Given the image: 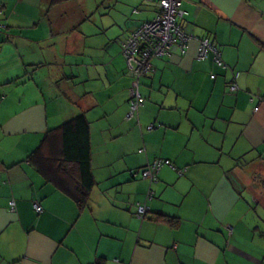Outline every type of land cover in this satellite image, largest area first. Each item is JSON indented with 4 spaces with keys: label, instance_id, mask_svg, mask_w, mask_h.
<instances>
[{
    "label": "crops",
    "instance_id": "1",
    "mask_svg": "<svg viewBox=\"0 0 264 264\" xmlns=\"http://www.w3.org/2000/svg\"><path fill=\"white\" fill-rule=\"evenodd\" d=\"M182 9L193 39L151 60L137 121L125 122L133 77L120 44L153 5L0 0V264H264V0ZM199 38L224 69L197 59ZM80 114L95 182L82 209L27 159ZM156 158L185 171L142 179Z\"/></svg>",
    "mask_w": 264,
    "mask_h": 264
},
{
    "label": "trees",
    "instance_id": "2",
    "mask_svg": "<svg viewBox=\"0 0 264 264\" xmlns=\"http://www.w3.org/2000/svg\"><path fill=\"white\" fill-rule=\"evenodd\" d=\"M141 2L144 3L142 0H141ZM182 2H183V0H181V2H180V10L184 14L181 18L176 19L177 20L176 23H178V24L181 23V25L183 26L184 32L186 33L185 27L187 24V20H186V13L182 9ZM133 12H136V11L133 10ZM156 13H155V15H156ZM2 14H3V12H2V10H0V16ZM152 19L147 20V21H151ZM147 21H144V22H147ZM142 23H140V25ZM0 27H2L1 24H0ZM134 31H132V32H134ZM131 33H129L126 38H128ZM186 35L190 36L187 33H186ZM190 37H191V39H193L192 36H190ZM200 39H203V38L197 39L198 47H199V40ZM206 39H208V38H206ZM186 45H187V43H186ZM120 49H121V45H120ZM197 52H198V50H197ZM120 53H121V50H120ZM174 53H177L179 55H183V54H180L179 50H176V52H172V53L165 55V56L153 57L150 59V62L152 59L171 56V54H174ZM200 61H202V60H200ZM223 65H224V63H223ZM224 68H225V66L221 69H224ZM126 69H127V67H126ZM150 71H151V68L147 73L142 75V77L147 75ZM132 79H133V84H134L136 81L134 78H132ZM137 84L139 87V80L137 81ZM232 85H233V83L228 84V90L229 91H230V86H232ZM234 86H236V85L234 84ZM236 89H237V87H236ZM230 92H235V91H230ZM140 97H141V95H140ZM141 104H142V97H141V102H140L137 110L134 112L133 118L130 120H126L125 117H126V114L129 112V108H130V97L128 94V110H127L123 120L125 122H130V121L136 122L137 121V112H138V109L141 106ZM149 126H152L151 130L147 129ZM154 128H155V126L153 124H150L146 127V131H148V132L152 131ZM90 157H91V149H90V138H89V124H88V121L86 120L85 116L80 114V115L72 118L71 120L61 124L59 127L48 131L45 134L40 145L33 152H31L29 154L27 159H28V163L32 167H34V169L44 177V179L46 180L47 183L52 184V186L56 190H58L59 192H61L64 195H66L71 200H73L78 209H82L87 205L88 199L90 197V193L92 191L93 186L95 185V182H94V179L92 176V172H91V167H90ZM156 159H161V158H156ZM156 159H154V160H156ZM154 160H152L146 166L151 164ZM163 160H167V159H163ZM146 166L140 170H137V172L140 173L141 178H142L141 172L146 168ZM172 171L176 172L179 176H181L184 173L185 169L176 168V170H172ZM137 172L131 171L130 175L133 177V176H135V173H137ZM145 180H147V179H145ZM148 181L155 182L156 176L154 177V181H151V180H148ZM147 198H151V191L150 190H149V193L146 195V199ZM34 203H37L40 206V204L38 202H34ZM34 203H33V206H34ZM138 206H142V205L141 204L137 205L135 215L137 218L143 220L145 218L146 214L142 217H139L138 212H137ZM33 210H34V208H33ZM41 211H42V208H41ZM34 212L36 214L40 213V212H36L35 210H34ZM156 221L164 222V223H171L172 226H174V222H172L171 220L169 221L166 218L161 217V216L156 218Z\"/></svg>",
    "mask_w": 264,
    "mask_h": 264
},
{
    "label": "built area",
    "instance_id": "3",
    "mask_svg": "<svg viewBox=\"0 0 264 264\" xmlns=\"http://www.w3.org/2000/svg\"><path fill=\"white\" fill-rule=\"evenodd\" d=\"M147 5H153L156 9V15L151 21L143 22L128 38L121 42V55L124 58L125 65L135 83L129 89L130 108L125 119L130 120L137 110L141 97L138 91L137 81L142 75L147 73L150 68V59L161 57L179 50L184 54L186 43L191 39L184 32L183 26L176 23V19L183 16L180 10L181 0H142ZM210 55L219 68H223L220 51L216 45L209 39L199 40L197 59L203 60ZM213 78V76H211ZM230 91H236L234 84L230 86ZM256 110V108H255ZM152 129V126L147 128ZM163 167L176 170L169 160L156 159L141 172L143 179L154 181V177ZM11 205H13L11 203ZM36 212L41 211V207L34 203ZM144 206H138L137 212L139 217L146 214Z\"/></svg>",
    "mask_w": 264,
    "mask_h": 264
}]
</instances>
